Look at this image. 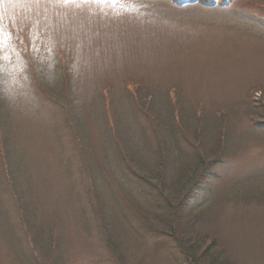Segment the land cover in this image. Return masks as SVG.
I'll return each instance as SVG.
<instances>
[{
  "label": "rangeland",
  "instance_id": "obj_1",
  "mask_svg": "<svg viewBox=\"0 0 264 264\" xmlns=\"http://www.w3.org/2000/svg\"><path fill=\"white\" fill-rule=\"evenodd\" d=\"M178 3L0 0V264H264V0ZM170 116L226 156L179 225L121 184Z\"/></svg>",
  "mask_w": 264,
  "mask_h": 264
},
{
  "label": "trees",
  "instance_id": "obj_2",
  "mask_svg": "<svg viewBox=\"0 0 264 264\" xmlns=\"http://www.w3.org/2000/svg\"><path fill=\"white\" fill-rule=\"evenodd\" d=\"M178 1V4L182 5L185 4V2H189L190 0ZM0 73L4 76L3 71H0ZM49 75L50 73H48L47 67L41 69V82H48L50 77ZM48 89L49 88H47V90ZM168 118H166L162 123V126L165 127L168 133V137L163 134L164 138L162 142H159L158 146L156 147L158 156L152 159L143 155V152L138 151L141 144L139 133L131 134L129 132L123 131V134L121 135L123 140L122 149L130 153L128 157L135 161L136 165L135 168L133 166L129 168H121V177H123L121 180V184L124 186V188H126V192H141L144 196L147 197V199L154 203L157 207L153 208V210H158V218H160V210H163L165 213L169 214L167 216L161 215L162 218H165L166 224L179 225L181 223L179 217L174 218V220L172 219V221L170 220V211L173 210L174 214H177V210L180 212L185 207L184 204H189L188 201L194 200L200 189L206 187L204 186L205 182H203V178H201V175H204L205 178L208 176V174L212 175L214 173L212 172L213 168H216L217 166L216 163L218 161L225 160L226 156L220 155L219 157H217L221 160H218L216 157L210 160L211 157L215 156L212 154H217L220 148V144L212 147V150H216L215 153H211L206 150L205 142L203 144L204 146H200V149L198 150L195 143L193 144L189 143L188 141L186 142L183 140V138L180 137V134H178L176 128H174L176 122L172 120L171 116ZM152 120L154 121L153 118ZM259 124L261 125L264 132V119L260 120ZM143 135L147 140V135ZM209 135L210 134L208 132L204 136ZM167 139H169V143ZM205 140L209 141L207 140V138H205ZM136 141H138V143ZM129 147L131 148L129 149ZM169 154H173V159L170 158L171 156ZM122 155L124 157V153ZM122 160H124V158ZM137 169H139V171ZM170 172L172 173L170 174ZM189 172L193 173L192 177H188ZM256 176L258 175L250 176V181H253L254 179L258 181L260 177ZM171 177V185H173V188L177 192L170 197L165 193L161 185L166 188L170 186L167 184V180H169ZM215 179H217V177ZM243 180H245V178ZM255 183L256 184H254L253 187L255 190H263V187L258 184V182ZM245 184L246 183L241 181V188L248 186H243ZM245 190L248 189L246 188ZM183 191H185L184 195L182 193ZM180 194L183 197H178ZM178 241H181L182 244L180 246L182 249L187 248V251L184 250L185 252H188L190 250L192 251L191 258L193 260H196V258H194L196 256V252L193 250L192 245H190V241H186L184 237L178 238ZM192 262H194V264H198L196 261Z\"/></svg>",
  "mask_w": 264,
  "mask_h": 264
}]
</instances>
